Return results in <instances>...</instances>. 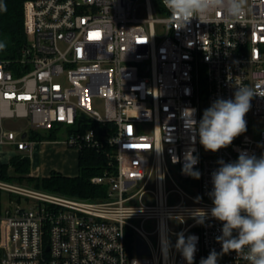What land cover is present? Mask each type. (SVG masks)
Returning <instances> with one entry per match:
<instances>
[{
	"label": "built area",
	"instance_id": "built-area-1",
	"mask_svg": "<svg viewBox=\"0 0 264 264\" xmlns=\"http://www.w3.org/2000/svg\"><path fill=\"white\" fill-rule=\"evenodd\" d=\"M24 30L19 54L0 56V146L11 152L0 159V264H187L174 247L179 232L198 237L193 264L220 253L211 175L218 161L234 162L241 152L264 155V0H246L239 21L218 12L185 25L162 0H25ZM242 86L256 94L246 132L227 148L205 151L186 121L198 126L205 109ZM95 98L104 100V113ZM4 118H26L29 126L17 134ZM56 126L66 129L68 146L103 152L107 168L91 179L107 186L103 196L2 179L4 164L32 153L31 130ZM189 150L200 179L182 172ZM153 172L155 188L148 187ZM194 209L208 211L203 224L191 217ZM165 234L173 245L167 259ZM138 236L149 253L138 252ZM218 264L248 262L232 251Z\"/></svg>",
	"mask_w": 264,
	"mask_h": 264
},
{
	"label": "clouds",
	"instance_id": "clouds-1",
	"mask_svg": "<svg viewBox=\"0 0 264 264\" xmlns=\"http://www.w3.org/2000/svg\"><path fill=\"white\" fill-rule=\"evenodd\" d=\"M162 3L174 22L185 25L193 18L206 23L208 16L218 12L223 13L227 21H239L245 14L246 0H162ZM0 8L4 6L0 5ZM4 47L0 43V50ZM254 95L248 87H237L233 98H218L205 109L198 126L196 120L188 119L186 127L194 136L198 135L205 151L215 153L227 148L235 138L246 132L245 116ZM186 111L194 113L195 110ZM177 162L179 158L174 157L173 163ZM197 163L198 157L189 150L185 153L182 172L200 179L201 173L193 170ZM218 164L219 168L211 175L213 188L208 195L213 203L211 218L222 223V235L216 237L221 244V252L213 249L206 258H201L200 264H218L221 255L232 251L242 255L248 264H264V155L258 158L241 152L236 161L220 160ZM190 215L198 224H203L209 213L205 209H194ZM175 235L176 251L187 264H193L198 237L185 236L184 232ZM172 247L170 238L165 234L162 240L165 259Z\"/></svg>",
	"mask_w": 264,
	"mask_h": 264
},
{
	"label": "trees",
	"instance_id": "trees-1",
	"mask_svg": "<svg viewBox=\"0 0 264 264\" xmlns=\"http://www.w3.org/2000/svg\"><path fill=\"white\" fill-rule=\"evenodd\" d=\"M24 2L25 0H0V43L5 45L0 50V56L4 58L15 57L26 41L24 30ZM6 9V10H4ZM77 130V125L68 128L72 133ZM61 126L51 130H31L29 138L34 141L57 140ZM13 166L15 172L20 174L21 181L30 179L38 188L58 192L69 196L95 199L106 193L107 186L95 184L92 177L103 173L107 168L108 161L100 150L85 147L79 151V174L67 176L59 172H52L49 176H32L31 162L29 157L16 155L10 160V164L2 166V176L9 166ZM9 176V175H8Z\"/></svg>",
	"mask_w": 264,
	"mask_h": 264
},
{
	"label": "crops",
	"instance_id": "crops-1",
	"mask_svg": "<svg viewBox=\"0 0 264 264\" xmlns=\"http://www.w3.org/2000/svg\"><path fill=\"white\" fill-rule=\"evenodd\" d=\"M44 156L39 162L38 154ZM47 157V160L45 158ZM31 172L38 176H49L52 172H59L67 176L79 174V150L68 146L60 140L34 141L32 153L29 155ZM37 166L32 168V165ZM41 170V171H39Z\"/></svg>",
	"mask_w": 264,
	"mask_h": 264
},
{
	"label": "rangeland",
	"instance_id": "rangeland-1",
	"mask_svg": "<svg viewBox=\"0 0 264 264\" xmlns=\"http://www.w3.org/2000/svg\"><path fill=\"white\" fill-rule=\"evenodd\" d=\"M93 107L95 109H97L99 112L104 113V111H105L104 100L101 98H95L93 100ZM1 122H2L3 127L6 130H13V131L17 132V134H20L23 129H25L26 127L29 126V121L26 118H4ZM65 130L66 129L63 128V130L60 131V134H59L57 140L63 141L68 137V133ZM9 149H10L9 147L4 148L3 146H0V159H1V161L5 162V161L9 160L10 155H11V152L9 151ZM38 157H39L38 158L39 162L44 161V156H42V154L39 153ZM45 160H47V157L45 158ZM35 166H37V163H36V165L33 164L32 168H34ZM171 169H172V173H173L175 179L177 180L178 184L181 186H184L185 182L182 179H180V176L177 175V173H176V171H174L173 167H171ZM11 170L13 171V174L10 173ZM39 171H41V170H39ZM5 174H8L10 176H8V175H5L4 177L2 176V179H4V180L15 182V183H22V184L30 186V187H36L34 185L33 181L30 179H28V180L24 179L21 181L20 174L15 172L14 167L11 165L9 166L7 173L5 172ZM140 185L141 184H139V186ZM167 185L169 188H171L173 186L169 179H168ZM148 187H151V188L156 187V172H153V176L149 182ZM130 239L135 240L136 236H131ZM0 254H1V249H0Z\"/></svg>",
	"mask_w": 264,
	"mask_h": 264
},
{
	"label": "water",
	"instance_id": "water-1",
	"mask_svg": "<svg viewBox=\"0 0 264 264\" xmlns=\"http://www.w3.org/2000/svg\"><path fill=\"white\" fill-rule=\"evenodd\" d=\"M82 118H85V117H82ZM23 137H26L27 136V132H24ZM137 246H138V252L140 254H147L149 253V248H148V245L146 244V242L144 241V239L140 236H138L137 238Z\"/></svg>",
	"mask_w": 264,
	"mask_h": 264
}]
</instances>
